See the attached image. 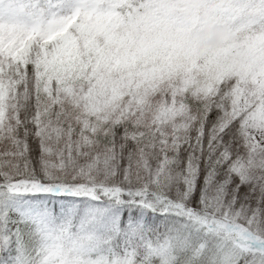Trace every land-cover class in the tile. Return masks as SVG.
<instances>
[{
	"label": "snow or ice",
	"instance_id": "6c2138e0",
	"mask_svg": "<svg viewBox=\"0 0 264 264\" xmlns=\"http://www.w3.org/2000/svg\"><path fill=\"white\" fill-rule=\"evenodd\" d=\"M217 10L0 0V264H264V0Z\"/></svg>",
	"mask_w": 264,
	"mask_h": 264
},
{
	"label": "clouds",
	"instance_id": "9594fccd",
	"mask_svg": "<svg viewBox=\"0 0 264 264\" xmlns=\"http://www.w3.org/2000/svg\"><path fill=\"white\" fill-rule=\"evenodd\" d=\"M221 2L222 0H174L176 9L194 21L192 28L198 45L218 48L239 39V33L217 10V5Z\"/></svg>",
	"mask_w": 264,
	"mask_h": 264
}]
</instances>
